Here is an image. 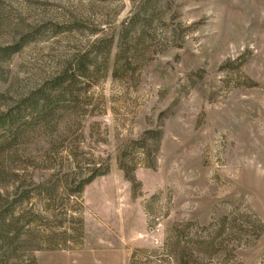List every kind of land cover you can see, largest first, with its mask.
<instances>
[{
    "label": "rangeland",
    "instance_id": "obj_1",
    "mask_svg": "<svg viewBox=\"0 0 264 264\" xmlns=\"http://www.w3.org/2000/svg\"><path fill=\"white\" fill-rule=\"evenodd\" d=\"M0 264H264V0H0Z\"/></svg>",
    "mask_w": 264,
    "mask_h": 264
}]
</instances>
